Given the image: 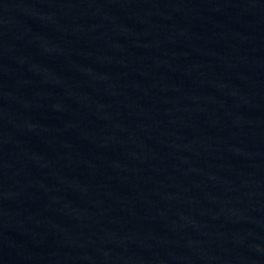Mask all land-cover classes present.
Segmentation results:
<instances>
[{
	"label": "water",
	"instance_id": "95a60500",
	"mask_svg": "<svg viewBox=\"0 0 264 264\" xmlns=\"http://www.w3.org/2000/svg\"><path fill=\"white\" fill-rule=\"evenodd\" d=\"M0 264H264V0H0Z\"/></svg>",
	"mask_w": 264,
	"mask_h": 264
}]
</instances>
